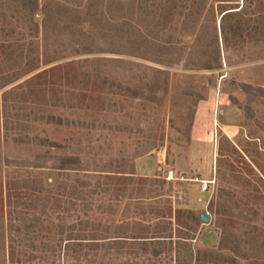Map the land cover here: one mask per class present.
<instances>
[{
    "label": "rangeland",
    "instance_id": "1",
    "mask_svg": "<svg viewBox=\"0 0 264 264\" xmlns=\"http://www.w3.org/2000/svg\"><path fill=\"white\" fill-rule=\"evenodd\" d=\"M183 1L93 0L104 21L83 53L80 31L44 32L40 11L0 0V226L11 208L15 227L47 218L17 240L0 228V264H66L69 237L99 238L74 264H196L221 239L239 244L224 264H264L261 6L222 20L217 0L193 15Z\"/></svg>",
    "mask_w": 264,
    "mask_h": 264
},
{
    "label": "trees",
    "instance_id": "2",
    "mask_svg": "<svg viewBox=\"0 0 264 264\" xmlns=\"http://www.w3.org/2000/svg\"><path fill=\"white\" fill-rule=\"evenodd\" d=\"M93 1V0H92ZM92 1H89L87 5H85V7L83 6H70L69 4H66L60 0H45L42 4L40 3L39 0H23L22 3V8L28 10L29 14L34 15L37 11H40L41 14L43 15V20H42V30L44 32H48V33H55L56 30H61L63 32L67 31V32H73L74 31H80V36L83 38H89L91 40H88L84 43V41H80V44H83V53H93L95 52V49H93V44L95 43V36L94 33L95 30H97L99 28V26L101 25V22L104 21V19L98 15V12L96 10H94V5ZM186 1H192L193 3H188V2H184V7H185V11L187 12V14L189 13V15H193L194 13L199 14L204 10V6L207 3V0H186ZM219 2V5L216 9V11H220V13L222 14L221 19L224 20L226 18V16L229 15H241L244 14L246 12V8L248 9V11H250L252 8H250L254 3H258L261 8L260 10L257 8L253 9L254 13H259L261 15L262 18H264V0H243L244 1V5L243 6H239V0H217ZM231 4H235L236 6L234 8H226L223 9L222 6H227V5H231ZM183 7V8H184ZM257 11V12H256ZM185 12V13H186ZM251 14H253L252 11H250ZM181 14H184V11L181 12ZM106 21V19H105ZM109 22V21H108ZM112 24V23H110ZM101 38H106L107 35L105 34H98ZM228 38L225 36V43L226 45L229 44L228 42ZM142 43L146 44L148 48H152L155 51V54L157 55H161L162 53H164L161 50V47L159 45L158 42L156 41H152V40H148L145 39L144 41H142ZM166 53V52H165ZM216 60L217 62H219L220 60V48L218 46V49L216 50ZM166 54H170V53H166ZM157 60V62L162 63L164 62L162 59L158 58L155 59ZM170 63L176 62V59H171ZM213 60L211 61H207V63H212ZM67 160V161H66ZM64 161L65 164H75L78 163L79 160L77 158L72 159L71 157H68ZM70 169H74V168H70ZM12 195L11 193L9 194V198H11ZM30 208V207H29ZM29 210V209H27ZM15 209L12 210L9 209L8 213H9V217L7 218L10 223H11V227H4V225L2 224L0 226V228L3 230V233L5 234V230L8 228L9 229V235L11 237V240H17V234L16 233H21L23 230L24 232L31 234V233H38V231L42 228V224L43 221H45L47 218L44 217L43 220L38 217V216H34L33 218L30 219V223L27 225H19L17 227L14 226V220L18 219L16 217L12 218V213H15ZM31 214L30 211H27V214ZM59 218V217H57ZM199 218L196 216V221H198ZM85 227L81 230H83L84 232H88L96 230L94 228H89V221L85 222ZM74 227V226H73ZM76 227V226H75ZM58 228L60 229L59 232L61 233H65L67 232V230H65L64 225L59 224ZM14 230V231H13ZM89 231V232H90ZM69 234H73L74 232V228L69 229L68 230ZM3 234V235H4ZM121 237V236H118ZM129 238H133V242L139 243V242H146L147 238H165L166 236H160V235H154V236H138V235H133V236H126ZM79 238L76 237H69L68 239H66V246L68 248V254L66 255L67 257V262L66 264H74L71 263L72 259L74 257H70L69 253L71 252V254H74L77 252L76 248L80 247L81 248V253H80V259L81 261H85V259L87 260L88 257H90L91 255H96L95 250L98 248L96 243V237L93 238H80V239H84L82 242H79L78 244L76 240ZM144 239V240H141ZM86 241V242H84ZM99 241V240H98ZM149 241H155V240H149ZM165 241V240H163ZM171 242H169L170 244L173 243L172 239L170 240ZM74 243V244H72ZM87 243V244H84ZM160 243V242H159ZM166 243V242H164ZM161 244V243H160ZM264 245V244H263ZM237 249H239V244L236 245H228V243L224 240L221 239L219 246H218V250H197L196 252V259L195 262L196 264H209L210 262H215L217 264H224V262L227 259V257L224 255V253H222L221 251L223 250H230L231 252L236 253L237 255L240 254L239 250L236 251ZM144 251L147 250V248H143ZM162 250L159 248L154 247L153 250L151 251V253H153L155 256H159L162 254ZM179 254H180V250H179ZM244 255L241 254V257H243ZM75 259V258H74ZM176 260H178V264L182 263V257L180 255H178L176 257ZM235 260V258L233 259ZM185 264V262L183 263ZM232 264V263H231Z\"/></svg>",
    "mask_w": 264,
    "mask_h": 264
},
{
    "label": "built area",
    "instance_id": "3",
    "mask_svg": "<svg viewBox=\"0 0 264 264\" xmlns=\"http://www.w3.org/2000/svg\"><path fill=\"white\" fill-rule=\"evenodd\" d=\"M212 184H213V181L210 179L202 180L201 185H200L201 191L207 192L208 190H210Z\"/></svg>",
    "mask_w": 264,
    "mask_h": 264
},
{
    "label": "water",
    "instance_id": "4",
    "mask_svg": "<svg viewBox=\"0 0 264 264\" xmlns=\"http://www.w3.org/2000/svg\"><path fill=\"white\" fill-rule=\"evenodd\" d=\"M201 217H202V219L205 220V221H208L209 218H210L209 215H208L207 213H202V214H201Z\"/></svg>",
    "mask_w": 264,
    "mask_h": 264
}]
</instances>
